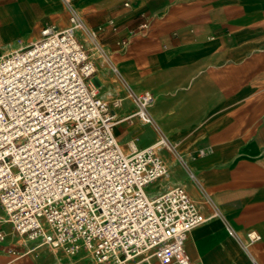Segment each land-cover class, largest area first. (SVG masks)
<instances>
[{"label":"crops","instance_id":"crops-1","mask_svg":"<svg viewBox=\"0 0 264 264\" xmlns=\"http://www.w3.org/2000/svg\"><path fill=\"white\" fill-rule=\"evenodd\" d=\"M68 3L106 50L93 84L106 78V98L125 96L126 85L152 94L151 115L189 171L174 167L170 184L184 185L206 215L205 194L221 212L189 234L192 262L264 264V0H0L2 49L40 21L42 30L66 18ZM126 123L128 143L153 145L137 134L141 122ZM5 229L0 264H75ZM251 233L260 239L251 242ZM9 249L30 253L14 261Z\"/></svg>","mask_w":264,"mask_h":264},{"label":"built area","instance_id":"built-area-1","mask_svg":"<svg viewBox=\"0 0 264 264\" xmlns=\"http://www.w3.org/2000/svg\"><path fill=\"white\" fill-rule=\"evenodd\" d=\"M68 8L65 28L46 22L41 39L0 58V251L10 226L23 242L87 255V264H194L189 234L221 212L205 194L206 215L180 185L147 192L167 175L169 146L140 148L136 137L124 149L115 130L152 123L153 96L135 93V112L119 118L122 100L99 94L78 33L97 37ZM7 252L14 261L30 253Z\"/></svg>","mask_w":264,"mask_h":264},{"label":"rangeland","instance_id":"rangeland-1","mask_svg":"<svg viewBox=\"0 0 264 264\" xmlns=\"http://www.w3.org/2000/svg\"><path fill=\"white\" fill-rule=\"evenodd\" d=\"M65 6V4H64ZM65 9L68 12L67 6H65ZM69 14V13H68ZM66 16V18H62L56 22H54V25L60 27L61 29L65 28L68 24V18L69 16ZM41 23L42 21L38 22V30L36 33H26V34H20L15 36V41H16V45L15 47L11 48H7L6 50L2 49V35L0 34V56H5V54L7 55V53H10L12 50L18 49L20 46L24 45L27 41L28 38H32L33 41H37L39 39H41ZM95 36L97 37V45L100 48H103L104 51L106 52L104 46H103V42L101 40V37L98 34H95ZM79 40L82 42V44L84 45V47L88 50L89 54L92 55V58L94 59V61L96 62V64H98L99 62H104L105 66H106V62L102 59L99 58V52L98 50L95 48V45L85 41L81 36L78 37ZM102 81L104 84H101L100 82H95L94 84L98 87H102L100 90H98L99 94L102 96V98H104L105 100L111 102L113 99L115 98H120L122 100V105L121 108L118 110V113H120V117L119 118H124L123 116H125L128 113H132L134 112V110L136 109V105H135V100L134 98H126L125 97H129L130 93L131 94H142L143 92L140 91H136L133 88H131L130 86L126 85V88H124L125 91V96L121 95V96H112L110 98H106L105 96V91H106V78H102ZM152 95V94H151ZM153 103V102H152ZM151 109H152V104L149 107V111L151 113ZM136 121V120H135ZM139 121V120H137ZM141 122V121H139ZM143 127L144 130L143 132H137V134L140 135L142 143L143 144H158V142L160 141V137L159 135L163 134V132L159 129V126L156 122V120H154L152 123H143ZM128 124L124 121H121L117 124V127L119 128V138L121 141V145L123 146L124 149H127V144H128V140L130 139L132 133L128 131L127 129ZM164 134H166L165 136L169 138V135L167 133V131H164ZM149 142V143H147ZM162 157L166 163L167 166V175L164 176L163 178H161L160 180L156 181L154 184H151L147 187V192L149 194H154V193H160L163 192L165 190H167L168 188L172 187L173 185L170 184V180L173 178V175L175 174L173 169L174 167H179L182 169H186L185 164L183 163V161H181V159L179 158V155L177 154V152L175 151H169L166 148L163 147L162 151H161ZM187 172L189 173V171L187 170ZM182 187L186 188L184 185H181ZM187 190V188H186ZM188 191V190H187ZM189 193V191H188ZM190 194V193H189ZM192 199L197 202L193 196H191ZM65 254V253H64ZM67 255V254H66ZM84 254H81L80 256H78L76 258L75 264H87L88 260L84 259ZM47 254L44 253V251L41 252V261L45 262L47 260ZM73 263V262H72ZM74 264V263H73Z\"/></svg>","mask_w":264,"mask_h":264},{"label":"bare ground","instance_id":"bare-ground-1","mask_svg":"<svg viewBox=\"0 0 264 264\" xmlns=\"http://www.w3.org/2000/svg\"><path fill=\"white\" fill-rule=\"evenodd\" d=\"M79 32H84L86 34V37L88 40L92 41V43L95 45L97 44L94 39L91 37V35L85 30H80ZM94 34V33H93ZM95 35V34H94ZM95 48L98 50L99 52V57H106V53L104 51L103 48H100L98 47L97 45H95ZM3 57V56H2ZM1 57V58H2ZM130 96L131 98H134V95L130 93ZM153 118V117H152ZM154 120V119H153ZM152 122V120H151ZM158 143H162V144H165V145H168L169 146V150L170 151H175V147L168 141V139L166 138V136L164 134H161L160 135V141Z\"/></svg>","mask_w":264,"mask_h":264}]
</instances>
